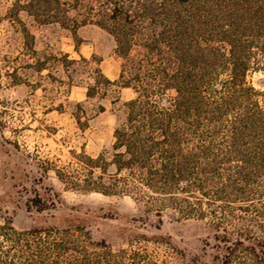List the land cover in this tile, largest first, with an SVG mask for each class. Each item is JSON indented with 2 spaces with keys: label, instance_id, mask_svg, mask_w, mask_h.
<instances>
[{
  "label": "trees",
  "instance_id": "trees-1",
  "mask_svg": "<svg viewBox=\"0 0 264 264\" xmlns=\"http://www.w3.org/2000/svg\"><path fill=\"white\" fill-rule=\"evenodd\" d=\"M14 7L41 23L105 30L121 68L115 80L98 69L96 81L136 93L123 104L110 161L87 156L80 187L130 195L157 216L169 211L200 225L191 264H264V90L250 80L264 72V0H16ZM134 261L79 225L19 230L11 217L0 221V264Z\"/></svg>",
  "mask_w": 264,
  "mask_h": 264
},
{
  "label": "rangeland",
  "instance_id": "rangeland-1",
  "mask_svg": "<svg viewBox=\"0 0 264 264\" xmlns=\"http://www.w3.org/2000/svg\"><path fill=\"white\" fill-rule=\"evenodd\" d=\"M15 1L0 0V221L11 217L19 230L79 225L115 251L128 249L134 264H191L200 225L169 211L157 216L130 195L80 187L87 156L110 161L128 101L122 88L95 78L98 69L119 75L113 37L92 24L74 31L41 23L17 13ZM81 44L89 57L77 54ZM250 80L264 90V72Z\"/></svg>",
  "mask_w": 264,
  "mask_h": 264
},
{
  "label": "crops",
  "instance_id": "crops-1",
  "mask_svg": "<svg viewBox=\"0 0 264 264\" xmlns=\"http://www.w3.org/2000/svg\"><path fill=\"white\" fill-rule=\"evenodd\" d=\"M76 52H77L78 55H82V56H85V57H89L92 54V49H90V51H89V49L88 50L85 49V47H83V44H81L78 47V49L76 50ZM115 76L113 78H115ZM130 90H131L130 87H124V88H122V93L128 95V97H127L128 100L134 98V93H133V91H130Z\"/></svg>",
  "mask_w": 264,
  "mask_h": 264
}]
</instances>
